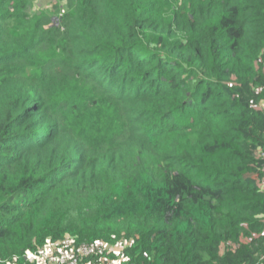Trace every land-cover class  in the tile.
<instances>
[{
    "label": "trees",
    "instance_id": "16d2710c",
    "mask_svg": "<svg viewBox=\"0 0 264 264\" xmlns=\"http://www.w3.org/2000/svg\"><path fill=\"white\" fill-rule=\"evenodd\" d=\"M28 1L0 0V263L70 234L264 264V0H65L25 27Z\"/></svg>",
    "mask_w": 264,
    "mask_h": 264
},
{
    "label": "built area",
    "instance_id": "2783aa9c",
    "mask_svg": "<svg viewBox=\"0 0 264 264\" xmlns=\"http://www.w3.org/2000/svg\"><path fill=\"white\" fill-rule=\"evenodd\" d=\"M116 243L124 248L129 244L126 241ZM107 244L111 243L98 240L81 244L68 234L56 240H47L42 247L27 251L23 257L28 263L36 264H98L100 260L107 258L109 252H112V248H108ZM12 262L16 264L13 259Z\"/></svg>",
    "mask_w": 264,
    "mask_h": 264
},
{
    "label": "rangeland",
    "instance_id": "374dc122",
    "mask_svg": "<svg viewBox=\"0 0 264 264\" xmlns=\"http://www.w3.org/2000/svg\"><path fill=\"white\" fill-rule=\"evenodd\" d=\"M67 2L65 0H29L26 4L24 11L26 13L25 27L32 23L36 18L42 14L48 13L51 15V21L58 23L59 16L66 9ZM108 245V244H107ZM108 248L115 251L114 245L109 244ZM117 252V251H116ZM0 264H14L12 259L6 260ZM43 264V263H39Z\"/></svg>",
    "mask_w": 264,
    "mask_h": 264
},
{
    "label": "crops",
    "instance_id": "0c3cea01",
    "mask_svg": "<svg viewBox=\"0 0 264 264\" xmlns=\"http://www.w3.org/2000/svg\"><path fill=\"white\" fill-rule=\"evenodd\" d=\"M111 244L114 245L116 250L109 252L107 258L100 260L98 264H126L128 259L124 254L125 248L119 243Z\"/></svg>",
    "mask_w": 264,
    "mask_h": 264
}]
</instances>
